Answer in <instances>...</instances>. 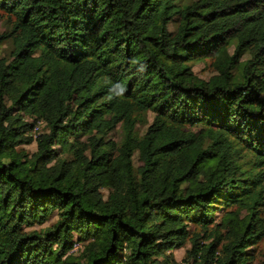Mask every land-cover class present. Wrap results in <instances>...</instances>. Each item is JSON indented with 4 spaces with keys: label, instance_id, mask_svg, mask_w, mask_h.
Instances as JSON below:
<instances>
[{
    "label": "trees",
    "instance_id": "obj_1",
    "mask_svg": "<svg viewBox=\"0 0 264 264\" xmlns=\"http://www.w3.org/2000/svg\"><path fill=\"white\" fill-rule=\"evenodd\" d=\"M0 11V264H255L264 0H0Z\"/></svg>",
    "mask_w": 264,
    "mask_h": 264
},
{
    "label": "rangeland",
    "instance_id": "obj_2",
    "mask_svg": "<svg viewBox=\"0 0 264 264\" xmlns=\"http://www.w3.org/2000/svg\"><path fill=\"white\" fill-rule=\"evenodd\" d=\"M9 29V21H8V17L3 14L0 11V33H5L7 32V30ZM2 54L5 57H10L14 54V49L12 47L11 43H7L2 47ZM205 64L202 63H198L195 65V70L198 72L199 75H201L202 77H208L209 75L212 74L211 69H205ZM39 126L37 128V130H32L31 134L33 135V138L36 137V135L39 133V131L42 128V124L37 125ZM180 135H187L186 133L182 132L180 133ZM25 149H27L30 152H33L36 148V144L35 141L32 140L30 143L28 144H24ZM134 161L136 164H140L143 162V152L139 153V156H135ZM223 213V211H220L219 214L221 215ZM220 216H218L217 220L219 221ZM54 220V216L51 217L46 223H44L43 225H36L35 228H39L45 225H48V223L50 221ZM191 229H196L195 226H191ZM212 230L210 231V233L212 234L213 239H215L217 237V231L214 230V228H211ZM223 236L225 238H229L231 237L230 233H229V229L227 228L226 230H223ZM190 246V242H188L184 247H180V248H176V249H172L171 253L173 254V258L175 261L180 262L184 259L185 254H186V250L187 248ZM78 247V244L75 245V248ZM264 247V240H262L260 242V244L258 245V247L256 248L255 252L258 253V257L256 258V262L255 264H258L259 261L261 260V256L262 254L260 253V251H262Z\"/></svg>",
    "mask_w": 264,
    "mask_h": 264
},
{
    "label": "clouds",
    "instance_id": "obj_3",
    "mask_svg": "<svg viewBox=\"0 0 264 264\" xmlns=\"http://www.w3.org/2000/svg\"><path fill=\"white\" fill-rule=\"evenodd\" d=\"M118 88H119V91L115 93L116 96H120L126 91V89L123 87V85H118ZM110 93H111V89H110ZM111 98H112V96L110 95L109 99H111Z\"/></svg>",
    "mask_w": 264,
    "mask_h": 264
},
{
    "label": "built area",
    "instance_id": "obj_4",
    "mask_svg": "<svg viewBox=\"0 0 264 264\" xmlns=\"http://www.w3.org/2000/svg\"><path fill=\"white\" fill-rule=\"evenodd\" d=\"M37 128H38V126H35V127L33 128V130H34V129L37 130Z\"/></svg>",
    "mask_w": 264,
    "mask_h": 264
}]
</instances>
